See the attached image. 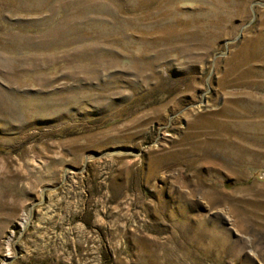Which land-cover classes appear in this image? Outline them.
<instances>
[{
	"label": "rangeland",
	"instance_id": "rangeland-1",
	"mask_svg": "<svg viewBox=\"0 0 264 264\" xmlns=\"http://www.w3.org/2000/svg\"><path fill=\"white\" fill-rule=\"evenodd\" d=\"M0 264H264V0H0Z\"/></svg>",
	"mask_w": 264,
	"mask_h": 264
},
{
	"label": "bare ground",
	"instance_id": "bare-ground-1",
	"mask_svg": "<svg viewBox=\"0 0 264 264\" xmlns=\"http://www.w3.org/2000/svg\"><path fill=\"white\" fill-rule=\"evenodd\" d=\"M30 221V218H27V220L26 221H24L23 222V224L25 225L27 222H29Z\"/></svg>",
	"mask_w": 264,
	"mask_h": 264
}]
</instances>
